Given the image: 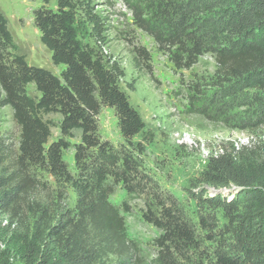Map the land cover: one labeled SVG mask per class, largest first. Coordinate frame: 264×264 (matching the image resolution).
<instances>
[{"label": "trees", "instance_id": "trees-1", "mask_svg": "<svg viewBox=\"0 0 264 264\" xmlns=\"http://www.w3.org/2000/svg\"><path fill=\"white\" fill-rule=\"evenodd\" d=\"M42 1L34 21L53 64L63 67L60 75L16 52L0 7V109L9 106L19 128L12 160L0 141V264H107L112 255L127 261L125 223L109 198L119 184L131 190L139 177L133 151L144 148L133 140L146 124L123 88L121 70L95 46L103 30L92 1L57 0L56 9L48 6L52 0ZM130 6L138 25L180 66L214 58L217 93L199 98L196 107L225 117L236 105H250L251 118L241 121L264 125V0H132ZM30 85L40 96L28 92ZM104 106L116 111L133 151H118L101 137ZM52 114L61 116V137L50 143ZM76 136L73 174L63 155ZM245 151H223L204 173L206 183L222 190L219 199L229 200L238 236L248 242L245 258L220 251L213 264H264V157ZM64 187L77 194L72 209L54 197ZM39 189L47 198L34 195ZM167 213L168 238L192 240L191 230Z\"/></svg>", "mask_w": 264, "mask_h": 264}, {"label": "rangeland", "instance_id": "rangeland-1", "mask_svg": "<svg viewBox=\"0 0 264 264\" xmlns=\"http://www.w3.org/2000/svg\"><path fill=\"white\" fill-rule=\"evenodd\" d=\"M91 1L103 30L95 46L106 61L121 70L123 88L146 124L144 133L133 140L134 145L144 148L137 152L122 136L113 108L102 107L98 116L103 140L118 151L132 150L139 159V177L131 190L119 184L109 198L123 217L129 258L125 261L112 255L107 264H213L220 251L245 258L248 242L238 236V225L233 222L236 212L227 207L228 199L226 203L219 199L220 188L204 181V173L210 160L223 151L245 149L264 157V125L241 121L251 118L250 105H236L226 110L225 117L205 114L196 107L199 98L213 96L218 90L212 85L216 63L211 55L201 56L193 66H180L164 45L138 25L132 0ZM56 3L52 0L48 6L56 9ZM42 4V0H0L16 52L25 54L30 64L60 75L63 67L53 64L35 25L34 11ZM28 92L40 96L34 85ZM48 119L51 143L61 137V116L52 114ZM69 140L72 146L64 151L63 158L70 171L78 174L74 144L79 136ZM0 141L8 147L12 160L19 128L9 106L0 109ZM11 166L7 163L5 168ZM39 174L44 181L56 184L51 174ZM47 192L39 189L34 195L47 198ZM60 192L54 197L60 200L62 196L65 206L74 208L76 192L69 187L60 188ZM167 212L191 230L192 240L168 238L165 226L172 219Z\"/></svg>", "mask_w": 264, "mask_h": 264}]
</instances>
